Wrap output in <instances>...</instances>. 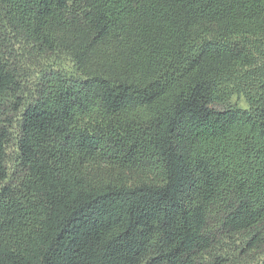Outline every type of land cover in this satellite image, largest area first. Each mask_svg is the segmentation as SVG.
Wrapping results in <instances>:
<instances>
[{
  "label": "trees",
  "instance_id": "obj_1",
  "mask_svg": "<svg viewBox=\"0 0 264 264\" xmlns=\"http://www.w3.org/2000/svg\"><path fill=\"white\" fill-rule=\"evenodd\" d=\"M251 254L264 0H0V264Z\"/></svg>",
  "mask_w": 264,
  "mask_h": 264
},
{
  "label": "rangeland",
  "instance_id": "obj_2",
  "mask_svg": "<svg viewBox=\"0 0 264 264\" xmlns=\"http://www.w3.org/2000/svg\"><path fill=\"white\" fill-rule=\"evenodd\" d=\"M236 262L237 264H258L259 260L255 258V254H251L249 256L244 255L242 257L237 258Z\"/></svg>",
  "mask_w": 264,
  "mask_h": 264
}]
</instances>
